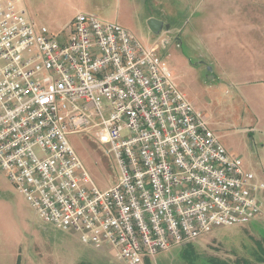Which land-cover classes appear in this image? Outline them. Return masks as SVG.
<instances>
[{
	"label": "built area",
	"instance_id": "built-area-1",
	"mask_svg": "<svg viewBox=\"0 0 264 264\" xmlns=\"http://www.w3.org/2000/svg\"><path fill=\"white\" fill-rule=\"evenodd\" d=\"M21 4L0 0V169L40 220L148 264L264 218V181L178 88L160 45L92 13L53 35ZM95 129L119 168L108 190L68 140Z\"/></svg>",
	"mask_w": 264,
	"mask_h": 264
},
{
	"label": "rangeland",
	"instance_id": "rangeland-1",
	"mask_svg": "<svg viewBox=\"0 0 264 264\" xmlns=\"http://www.w3.org/2000/svg\"><path fill=\"white\" fill-rule=\"evenodd\" d=\"M42 3L45 5L39 7L35 17L38 26L46 27L53 35L61 33L68 11H57L46 1L40 5ZM150 3L149 0H133L115 5L114 2L108 10L94 13L102 21L123 23L145 43L144 36L152 40L159 38L148 26L147 15L157 13L149 7ZM173 34L160 42L159 53L161 56L165 53L175 84L213 125L227 150L242 159L247 171L264 181V111L253 109L248 96L242 91L237 93L227 81L212 80L211 66L201 64L196 55L200 48L195 38L185 37L190 33H183L181 45L176 40L179 32L176 36ZM68 140L100 190H108L118 182L117 161L106 154L110 145L102 129L71 135ZM21 246L23 248L17 251ZM186 251L191 253L195 264L214 258L230 264H264L261 262L264 259V218L242 227L217 229L191 244L159 254L148 264H189L183 257ZM0 264L121 263L112 250L85 245L79 234L63 232L40 220L0 169Z\"/></svg>",
	"mask_w": 264,
	"mask_h": 264
},
{
	"label": "crops",
	"instance_id": "crops-1",
	"mask_svg": "<svg viewBox=\"0 0 264 264\" xmlns=\"http://www.w3.org/2000/svg\"><path fill=\"white\" fill-rule=\"evenodd\" d=\"M44 1L57 11H68L63 24L65 29L78 13L95 14L100 9L108 10L114 2L116 5L133 0H23L28 18L37 26L35 17L39 7L45 5H40ZM149 1V7L154 8L157 13H149L147 20L163 22L164 30L155 40L144 36L142 40L146 43H143L145 46L160 45L167 35L174 33L176 36L177 32L179 36L176 40L181 45L183 33H190L185 37L190 40L195 38L197 47L200 48L196 55L201 64L211 66L212 80L227 81L237 93L242 91L248 96L253 109L261 108L264 111V0ZM121 26L125 25L122 23ZM64 38L65 36L62 37ZM163 55L166 60L164 52ZM182 92L189 99L187 93L184 90ZM209 127L222 143V138L213 125L209 123ZM244 167L246 169L245 164ZM262 200L264 202V192ZM21 248L23 246L17 251Z\"/></svg>",
	"mask_w": 264,
	"mask_h": 264
},
{
	"label": "trees",
	"instance_id": "trees-1",
	"mask_svg": "<svg viewBox=\"0 0 264 264\" xmlns=\"http://www.w3.org/2000/svg\"><path fill=\"white\" fill-rule=\"evenodd\" d=\"M188 245V244H187ZM184 259L189 261L188 263L189 264H195V261L193 260V258L191 257V253L186 251L183 255ZM264 260V259H263ZM261 260V262L263 263L264 261ZM204 264H230L228 261H223V260H220V259H211V260H208L206 262H204ZM246 264H256V263H249V262H246Z\"/></svg>",
	"mask_w": 264,
	"mask_h": 264
},
{
	"label": "water",
	"instance_id": "water-1",
	"mask_svg": "<svg viewBox=\"0 0 264 264\" xmlns=\"http://www.w3.org/2000/svg\"><path fill=\"white\" fill-rule=\"evenodd\" d=\"M148 26L150 31L157 36H159L164 30L163 22L156 19H150L148 22Z\"/></svg>",
	"mask_w": 264,
	"mask_h": 264
}]
</instances>
